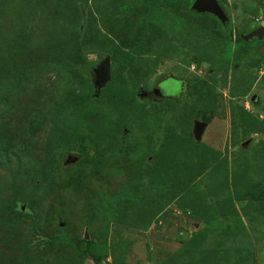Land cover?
<instances>
[{"label": "rangeland", "instance_id": "374dc122", "mask_svg": "<svg viewBox=\"0 0 264 264\" xmlns=\"http://www.w3.org/2000/svg\"><path fill=\"white\" fill-rule=\"evenodd\" d=\"M218 1L234 40L264 20ZM193 11L0 0V264H264V37L227 56Z\"/></svg>", "mask_w": 264, "mask_h": 264}, {"label": "water", "instance_id": "95a60500", "mask_svg": "<svg viewBox=\"0 0 264 264\" xmlns=\"http://www.w3.org/2000/svg\"><path fill=\"white\" fill-rule=\"evenodd\" d=\"M191 9L198 13H209L217 18L223 25L228 23V16L224 9L220 5L218 0H194L191 5ZM264 37V20L260 26L252 29L248 33L241 34V38L245 41H251L253 39H262ZM93 83L96 88V94L100 92L102 87L111 78V60L109 56H106L100 63L93 68ZM168 76H164L163 79ZM170 77V76H169ZM156 94L160 97H171V95L165 96L159 89L156 90ZM205 124L200 121H196V130L199 132ZM79 159L76 154H71L68 157V161L74 162Z\"/></svg>", "mask_w": 264, "mask_h": 264}, {"label": "trees", "instance_id": "16d2710c", "mask_svg": "<svg viewBox=\"0 0 264 264\" xmlns=\"http://www.w3.org/2000/svg\"><path fill=\"white\" fill-rule=\"evenodd\" d=\"M169 1H178V0H169ZM189 1V4L192 5V3L194 2V0H188ZM194 12V11H193ZM196 15L198 16H202L204 15L205 13H198V12H194ZM207 15H210L212 17H214L213 15L207 13ZM214 19L220 24V26L222 27V31H223V34H224V40H225V54L227 56H230L231 55V51H232V47H234L237 42L238 43H243L245 45H250L251 43H254V42H258L257 39H254V40H251V41H245L241 38V36H238L237 40H234L233 37H232V34H231V26L230 24L228 25V23L226 25H224L225 28H223V24L217 19L214 17ZM111 67H112V72H114L115 68L117 67V63H113L111 64ZM101 91V90H100ZM100 93V92H99ZM98 94H94V96H92L90 99L93 100V99H96L97 96L99 95ZM90 100V101H91ZM35 228V227H34ZM61 237L63 239H65L66 241H68L69 243H71V241L68 239V237L66 235H61ZM86 242V240H85Z\"/></svg>", "mask_w": 264, "mask_h": 264}, {"label": "flooded vegetation", "instance_id": "af4514ba", "mask_svg": "<svg viewBox=\"0 0 264 264\" xmlns=\"http://www.w3.org/2000/svg\"><path fill=\"white\" fill-rule=\"evenodd\" d=\"M254 40V39H253ZM171 78H166V79H173V80H177V81H180V85H181V87H180V89H179V91L177 92V93H173V94H169L161 85H157V87H156V89H155V95L157 96V97H160V96H158L157 94H156V90L157 89H159V91L162 93V94H164L165 96H167V95H171V98L173 97V98H178V96L180 95V92L183 90V86H182V83H183V81L181 80V79H179V78H175V77H172V76H170ZM166 79H161V83L163 82V81H165ZM167 98H169V97H167Z\"/></svg>", "mask_w": 264, "mask_h": 264}]
</instances>
